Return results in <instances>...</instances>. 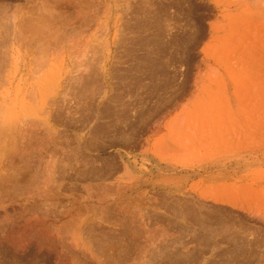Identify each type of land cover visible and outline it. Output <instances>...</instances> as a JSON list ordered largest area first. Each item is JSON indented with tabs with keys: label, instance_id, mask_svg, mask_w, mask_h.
I'll return each mask as SVG.
<instances>
[{
	"label": "rangeland",
	"instance_id": "1",
	"mask_svg": "<svg viewBox=\"0 0 264 264\" xmlns=\"http://www.w3.org/2000/svg\"><path fill=\"white\" fill-rule=\"evenodd\" d=\"M0 264H264V0H0Z\"/></svg>",
	"mask_w": 264,
	"mask_h": 264
}]
</instances>
